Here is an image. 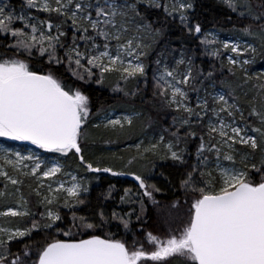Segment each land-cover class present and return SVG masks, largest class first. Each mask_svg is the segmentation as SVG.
Here are the masks:
<instances>
[{
    "label": "snow or ice",
    "instance_id": "6c2138e0",
    "mask_svg": "<svg viewBox=\"0 0 264 264\" xmlns=\"http://www.w3.org/2000/svg\"><path fill=\"white\" fill-rule=\"evenodd\" d=\"M220 3L0 4V264H264V0Z\"/></svg>",
    "mask_w": 264,
    "mask_h": 264
},
{
    "label": "trees",
    "instance_id": "16d2710c",
    "mask_svg": "<svg viewBox=\"0 0 264 264\" xmlns=\"http://www.w3.org/2000/svg\"><path fill=\"white\" fill-rule=\"evenodd\" d=\"M12 3L17 9L21 7L22 0H0V3ZM228 11L224 7L223 4L220 3V0H196V8H195V19L202 24L203 29L207 31H216L220 32L222 35H229L230 30L233 28L235 24V18L232 21L228 20ZM168 40L171 43V46L177 49H180L182 46H186L188 48L196 49L198 41H193L188 37L186 33H182L180 29L173 24L168 29ZM206 70L210 69L211 65L215 63L212 58L205 57L202 54L199 55L198 61ZM264 63V59H259L257 63L254 65V68L258 67ZM88 94L92 97L93 102L99 101L101 104L107 106L114 102L113 95L108 87H102L98 85H90L87 89ZM117 104L122 103V101L116 100ZM94 135L99 137V134L93 130ZM114 139V138H113ZM106 147V146H105ZM124 147L123 143L119 144H112L111 148L113 151H118L119 148ZM106 175V174H105ZM123 184L124 187L131 186V178L128 177H120L118 178ZM111 180L115 182L117 178L113 177H106L104 181H102L103 188H107L108 181ZM160 182V178L158 181ZM121 184H118L117 187L119 188ZM93 197L99 195V191L95 189L91 194ZM162 205H169L171 200L174 199L170 193L166 194L165 196H158L157 197ZM161 212L167 211V208L160 209ZM183 211V210H182ZM155 210L153 211V217L155 218ZM40 239V237H37ZM179 264V261H177Z\"/></svg>",
    "mask_w": 264,
    "mask_h": 264
},
{
    "label": "rangeland",
    "instance_id": "374dc122",
    "mask_svg": "<svg viewBox=\"0 0 264 264\" xmlns=\"http://www.w3.org/2000/svg\"><path fill=\"white\" fill-rule=\"evenodd\" d=\"M0 4H1V3H0ZM212 32H215V33H217L218 35H220V36H221V38H223V37L227 36V35H222L220 32H216V31H212ZM257 61H258V60H257ZM256 70H257V71L264 72V63H263V64H261V65H258V67H256Z\"/></svg>",
    "mask_w": 264,
    "mask_h": 264
}]
</instances>
